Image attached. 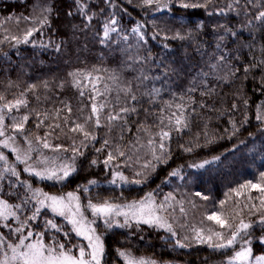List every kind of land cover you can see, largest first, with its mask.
Masks as SVG:
<instances>
[{
  "label": "trees",
  "instance_id": "1",
  "mask_svg": "<svg viewBox=\"0 0 264 264\" xmlns=\"http://www.w3.org/2000/svg\"><path fill=\"white\" fill-rule=\"evenodd\" d=\"M181 2L201 7L183 8ZM40 4L45 6L38 9ZM260 12L264 0H154L150 6L144 0H0V105L23 101L17 113L28 121L13 135L31 156L20 163L0 147L6 158L0 161L5 177L0 199L15 213L0 222V258L28 233L73 253L88 249L66 220L41 207L43 195L36 197L37 190L55 196L73 193L85 206L87 201L124 204L150 196L165 213L172 184L190 175L195 178L189 196L198 211L220 213L231 228L228 236L241 222L250 224L242 246L251 249L252 261L264 256V225L258 223L264 217V194L242 187L264 186ZM28 31L33 34L24 43ZM85 80L97 81L105 90L99 127L92 115L93 97L81 87ZM177 105L187 120L179 132L169 122L175 119L172 113L179 114ZM116 113L121 118L109 122L108 115ZM4 121L10 126L7 116ZM78 124L83 131H73ZM162 129L170 133L163 151ZM44 141L60 150H47ZM142 145L156 147L160 158L144 156ZM110 153L113 159L106 166ZM65 163L76 171L61 181L24 171L29 165L43 171ZM5 167L15 169L18 178L4 172ZM112 171H120L125 183L106 184ZM36 208L40 213L29 219ZM49 220L62 230L48 228ZM129 224L108 228L101 219L95 223L105 249L101 264H123L120 251L155 264H229L240 248L217 249L172 236L167 228Z\"/></svg>",
  "mask_w": 264,
  "mask_h": 264
},
{
  "label": "snow or ice",
  "instance_id": "2",
  "mask_svg": "<svg viewBox=\"0 0 264 264\" xmlns=\"http://www.w3.org/2000/svg\"><path fill=\"white\" fill-rule=\"evenodd\" d=\"M144 2L146 5L150 6L153 4L154 0H144ZM156 2L159 3V0H156ZM236 2L238 4L240 3V0H236ZM180 6L183 8L201 7L200 4L186 3V2H181ZM257 19L264 20V12H260ZM113 23H115V21H113ZM112 31H115V29H112ZM133 31L136 32L137 29H133ZM32 34H33L32 31H28L24 37L23 42L27 43L29 37H31ZM104 35L105 37L108 36L107 26L105 28ZM141 39H143V37H141ZM85 78L88 79V76H86ZM92 83H93V88L95 89V81L93 80ZM77 86L79 87V81H77ZM155 91L157 93L159 92V90H155ZM83 94L84 93L82 91L81 95ZM96 95H102V93L96 90ZM93 100H95V96L93 97ZM132 100H136V97L133 96ZM20 103H23V101L18 102V104ZM14 107H17V105H9L8 110L11 111L12 108ZM105 107L106 105L104 103H100V104L93 103L92 105V115L96 117L97 127L100 126L99 114L104 110ZM177 110L179 114H177L176 112L172 113V116L175 117V119L174 121L170 120L169 122L174 123L175 131L179 132L182 130V128L187 127V120L185 118L184 111L181 105H177ZM120 111L128 112L129 109L122 108ZM132 111H135V108H133ZM120 118H121L120 113L108 115L109 122L118 120ZM257 118L261 119L262 117L258 116ZM3 119H4L3 116H0V136H4V130L2 127ZM27 121H28V116H24L21 121L14 122L12 125L13 130L17 132H22L24 130V124ZM161 123H163V121H161ZM58 126L59 125H57V127ZM83 130H84V126L79 124L76 125V127L73 129V131H83ZM84 135L87 137L88 133L85 132ZM159 135L161 139L160 148L161 151H163L165 148L163 141L169 138L170 133L169 131H165L162 129ZM10 139L13 138L8 137V139L0 143V147H4V148L9 147L8 140ZM37 139L39 142L40 138ZM105 143H107V141H105ZM43 147L46 149L52 148L53 151L60 150L59 146L53 147L47 141H44ZM64 150L67 151V149ZM13 151L16 150L13 149ZM159 158L160 157H157V159ZM28 159H31V157L25 156L24 158H21L19 155H17V160L20 163H27ZM112 159L113 156L110 153L107 159L104 161L105 165H108ZM0 161H6V158L3 155H0ZM42 163H47V161L46 160L42 161ZM93 163H95V161H93ZM199 167H203V164L199 165ZM24 171L29 172L30 174H34L40 177L41 179L61 181L69 177L72 174V172L76 171V169L75 167H72L71 165L65 163V164H61L59 168L57 167H52L50 169L45 168L43 171H36L31 167V165H29L24 169ZM4 172H10L12 176H17L18 178V174L15 169H10L8 167H5ZM4 178L5 177L3 173H0V180H3ZM116 179L124 181L125 177L123 175H120L119 173H116L114 175V179L112 183H115ZM90 183L94 184L95 182L91 181ZM242 187L253 188L259 191L260 193L264 194V186H260L255 183H250ZM34 195L36 197H40L41 195H43L44 198L39 200V204L41 205V207H49L55 215L64 217L67 223L71 225L72 230L76 233V235L82 237L84 240L87 241V248L89 249V251L86 252L84 248H80L79 255L75 256L71 254V249L66 250L63 244H58L54 247L52 245H47L43 243L42 239H37L35 243L25 244V240L29 239L32 236V233H28L27 236L19 240V244L15 246L9 245V248L11 249L12 252V256L9 258L7 254H5L4 259L0 260V264H9V260L16 262V264H101L102 257L104 256L105 253L104 244L101 241V237L96 234V229L93 228L91 224L85 222L84 214L81 212V206L78 203L79 198L75 196L73 193H68L67 199H65L64 197H57L54 195L43 194L39 190H37L34 193ZM202 198H206V197H202ZM45 201H47L48 203L45 204ZM261 204L264 205V199H261ZM87 207L91 209L93 216L103 218L108 228L113 227L114 224L116 227H125V226L130 227L131 225L129 224V220L133 221L137 225L147 224L149 226H153V225L163 226L161 217L156 215V209L152 206V201L150 196L146 201L126 204L123 206V208H121L118 205L109 203L106 200L98 204L89 203ZM40 210H41L40 208H36L35 213L33 214L32 217H29V219H34L35 215L40 213ZM161 210H163V205L161 206ZM9 216H15V213L10 211L7 203H5L3 200H0V218L7 220ZM118 216L124 217L123 223L114 221L113 218ZM209 219L214 220L215 223H217L221 228L226 227V222L223 219H221L220 216L218 215L209 216ZM258 223L264 225V217H261ZM47 227L50 229H55L57 232L62 230L61 227L57 226V224H55L51 220L47 221ZM250 227H251L250 224L241 222L237 232H234L232 234L231 239H228L226 243L222 242L214 245L211 243L212 236H216L218 239H222V234L216 232H213L212 235L208 236L207 239H205V237L201 235L199 231H197L196 239L200 243H208L210 247H215L217 249L227 248L234 245L241 231L247 233ZM168 230L169 231L171 230L170 226ZM17 231H22V229H18ZM175 235L176 233L172 232V236ZM261 242L264 243V240H262ZM177 246L184 247V245L180 244L179 242ZM57 248L59 249L58 251ZM118 255H120L124 259L125 264H154V262L152 261H145L144 259H136L132 257L130 253L127 252L120 251L118 252ZM251 255H252L251 249L244 248L235 253V256L229 261V264H247V261ZM256 264H264V256L256 257Z\"/></svg>",
  "mask_w": 264,
  "mask_h": 264
},
{
  "label": "rangeland",
  "instance_id": "3",
  "mask_svg": "<svg viewBox=\"0 0 264 264\" xmlns=\"http://www.w3.org/2000/svg\"><path fill=\"white\" fill-rule=\"evenodd\" d=\"M44 6L45 5L40 4V5H37V8L40 9V8H42ZM259 14H258V16H259ZM92 81L91 80L82 81V84H81L82 89L89 90L90 94L92 95V97L95 96V100L92 99V105H93V103H96V104L104 103L105 104L106 94H105L104 87H102L100 85V83L95 81V89H94ZM96 90H98L100 93H102V95H96ZM19 101H15V102H11V103L8 102V103H6L4 105H0V111L2 112V113H0V116H3L4 120H5V117L7 116L8 117V123L10 125V126L7 127V124H5V121L3 120L2 127H3V130H4V136H0V139H1V143H2L4 140L8 139V137H12L13 139L8 140L9 147H7V149L9 151H11L14 155H16V156L19 155L21 158H24L25 156L31 157L30 156V149L29 148H24L19 142H17L15 140V137L13 135V133L16 132L12 128L13 123L21 121L22 118L24 117L21 114V116L19 118V115L17 113V111H19V109L21 107V104H22V103L18 104ZM9 105H17V107H14V108H12L11 111H9L8 110V106ZM101 113L99 114V116L102 115ZM13 149H15L16 151H13ZM47 150H48V148H47ZM139 151H141V153L144 154V156H146L147 158L150 157V159H153V160H155L158 157V155H157L158 149H156V147H154V146L148 147L146 145H142L140 147ZM24 153H26L27 155L24 156L23 155ZM48 156H49V158L52 157V155H48ZM33 168H35V167L33 166ZM112 172H114V174L112 175V177L109 178V180H110L109 183H106L108 185H115V184H118L119 181H121L119 179H116L115 183H112V181L114 179V175L116 173H119L120 175H122L120 173V171L119 172L112 171ZM194 178H195V175H190L189 177L178 179L177 181H175L172 184L170 203L167 206V208H165V210H166L165 213H163L162 210L158 208V206L154 203L153 199L151 198L152 206L156 209V215L161 217V221H162V224H163V226H157V227H159V228H167V230H168V228L170 226L171 230L170 231L168 230V232L169 233L175 232L176 235H178V237H180L182 240L183 239H191V238L192 239H196V232L197 231H199L201 233V235H203L205 237V239H207L208 236L212 235L213 232L221 233L222 234V239H218L216 236H212L211 243L213 245L217 244V243H222V242L226 243V241L228 239H231V237H232V236H228V233L230 232L231 228H229V227L221 228L217 223H215L214 220H210L209 216L218 215L225 222H227V219L222 217L220 213H218V214H207V213H205L204 210L203 211H198V204H194L192 202V200H191L192 198L189 196L190 194H193V191H192L191 187H192V183H193ZM199 180H200V177H199ZM123 183H125V180L123 181ZM67 195L68 194H66L65 196H57V197H64L65 199H67ZM202 197H204V196L203 195H199L200 199H204ZM43 198L44 197L42 196V199ZM148 198H145V199H143L141 201H146ZM138 202H140V201L137 200V201H134V202L131 201V202H127V203H124V204H115V203H112V204L118 205L121 208H123V206L126 205V204L138 203ZM47 203L48 202L45 201V204H47ZM78 203L81 206V212L84 214L85 222L91 224V226L93 228H95V223L98 221V219H101L102 221H104L103 218H100V217H97V216H93V214L91 212V209L87 207L89 203H93V202H90V201L88 202L87 201L86 206H85V205H81V203H80V201L78 199ZM109 203H111V202H109ZM94 204H98V203H94ZM8 206H9L10 211L12 212L11 207H10L9 204H8ZM45 208H48L49 211L52 212L49 207H45ZM119 217L122 218V220L124 221V217L123 216L114 217L113 218L114 221L118 222L117 218H119ZM61 218L64 219V217H61ZM4 220L5 219L0 218V222H3ZM93 221H94V223H93ZM129 221L131 222V220H129ZM154 226H156V225H154ZM25 236H23V237H25ZM23 237H21V238H23ZM243 237H244V232L241 231L239 233L238 237H237L236 242L234 243V245L235 244L236 245L240 244V248L237 251H240V250L244 249L243 246H242V242L244 241ZM37 239H42V238H40V237H37V238L36 237H30L29 239L25 240V244L35 243ZM42 242L44 243L43 240H42ZM17 244H19V242ZM17 244H15V245H17ZM15 245H13V246H15ZM21 250H23V249H21ZM58 250L59 249L57 248V251ZM85 251L87 252V251H89V249H86ZM6 254H7V256L9 258L12 256V252H11L10 248L8 249ZM71 254H73L75 256H78L79 255V251L76 252V253H73V251H71ZM234 256H232L230 258V260ZM4 257H5V255L3 257H1L0 260H3ZM132 257H134V256H132ZM134 258H136V259H144V258H139V257H134ZM144 260L145 261H150L148 259H144ZM101 263H102V261H101ZM122 263L125 264V261H124L123 258H122ZM9 264H16V262H13V261L9 260ZM247 264H256V261H252V260L248 259Z\"/></svg>",
  "mask_w": 264,
  "mask_h": 264
}]
</instances>
